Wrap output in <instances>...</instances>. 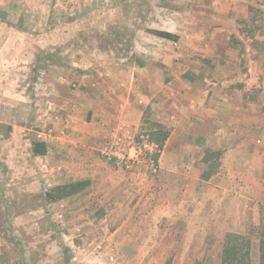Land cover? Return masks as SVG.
I'll return each instance as SVG.
<instances>
[{"label": "rangeland", "instance_id": "374dc122", "mask_svg": "<svg viewBox=\"0 0 264 264\" xmlns=\"http://www.w3.org/2000/svg\"><path fill=\"white\" fill-rule=\"evenodd\" d=\"M239 1V10H232L226 20L227 33L203 46L198 42V54L193 56L210 64L223 60L230 68H225L228 76L229 63L237 62L242 74L248 75H242L241 82L245 107L252 121L256 115L263 126L241 134L249 161L245 172L240 167L237 176L228 172L229 155L224 154L229 148H208L202 157L192 152L195 172L209 171L203 158L210 151L220 152L219 158L209 160L218 168L208 185L182 191L161 166L163 149L157 155L145 148L130 168L102 157V145L118 136L130 135L140 144L142 137H149L151 125H147L97 141L91 150L99 163L89 166L87 176L93 179L92 187L47 203L48 189L69 180L71 173L84 174L77 163H68L63 148L53 145L56 130L44 125L48 102L58 99L53 98L58 86L54 89L53 81L48 82L50 69L57 67L61 75H56V83L78 97L86 92L88 79H79L81 64L88 65L95 81L105 52L108 60L142 62L134 49L136 32L155 31L162 23L160 12L168 13L170 30L176 22L210 28L214 4L211 0H0V264H220L227 233L248 236L250 264L259 263L258 232L264 211V0ZM167 43L170 47L164 50L180 48ZM250 71L253 76L261 72V78H252ZM223 86L228 91L229 86ZM11 125L21 126L14 138ZM6 138L12 145L8 150L1 144ZM36 139L48 145L47 156L39 163L29 155V145ZM236 185L247 187L243 195L234 193Z\"/></svg>", "mask_w": 264, "mask_h": 264}, {"label": "crops", "instance_id": "0c3cea01", "mask_svg": "<svg viewBox=\"0 0 264 264\" xmlns=\"http://www.w3.org/2000/svg\"><path fill=\"white\" fill-rule=\"evenodd\" d=\"M211 1L214 4L209 13L211 19L207 18L214 23H211L213 25H210V28L184 27L176 22L174 29L170 30L165 21L169 18L168 13L160 12L163 13L162 17L159 16L162 23L157 24L155 29L176 35V41L142 30L136 32V36L139 35L134 42V49L137 56L142 58V62L119 58L108 60L106 58L109 53L105 52V59L95 69L98 74L95 81L91 80L92 70H87L88 65L81 64L79 79H88L84 90L86 92L80 93L78 97L56 83V75H61V72L56 71L57 67H53L55 71L50 69L48 82L53 81V88L58 86V90H53V98L58 99L57 102H48L50 110L44 125L56 130L58 136L53 138V145L67 152L66 156L70 159L68 163H77V168L81 169V173L84 172L82 176L71 173L69 180L58 185L87 179L91 184L83 191L86 192L93 185V179L87 177L89 166L99 163L91 150L97 141L115 136L122 129L129 131L147 125L152 128L156 124H161L170 131L163 147L161 166L169 171L166 173L167 179L175 178L178 181L176 187L180 185V190H186L189 186L196 190L199 185H208L214 175L205 180L202 175L207 170H193L197 160L192 152H195V156L201 154L202 157L205 149L223 148L225 151L229 148L224 154V157L229 155V160H226V163L230 164L228 172L231 176H237L239 167L245 172L249 161H245L242 148L246 149L247 145L245 141L240 140L241 134H247L254 128L259 131L263 126V121L258 120L256 115L252 121V113L245 107L241 82L248 75L242 74L237 62L229 63L231 75L228 76L225 74V68H230L227 67L228 64L224 65L223 60L216 58L217 61L210 64L193 56L198 54V42L203 46L207 42H214L217 36L227 33L226 20L231 16L232 10H239L240 1ZM175 14L179 15L178 11ZM167 42L175 43L180 48L175 51L164 50L170 47ZM36 47L40 49L39 45ZM151 53H154L155 57H151ZM80 54L88 57L87 52L82 50ZM217 54L220 52L217 51ZM261 67L262 65L259 66V71ZM260 73L256 71L253 76L250 71V76L260 79ZM211 83L219 87H211ZM224 84L229 86L228 91L223 88ZM216 99L219 103L213 102ZM148 120H151V123ZM11 126V138H14V133L20 131L21 126ZM123 130L121 132H125ZM61 131L65 134L60 135ZM8 139L1 140L7 150L12 148ZM33 141L29 145L30 156ZM7 150L4 152L6 157ZM46 156L33 155L30 158L39 163ZM11 160L8 158L7 161ZM190 181L196 182V185L194 182L190 184ZM232 189H235L234 193L243 195L247 187L236 185Z\"/></svg>", "mask_w": 264, "mask_h": 264}, {"label": "trees", "instance_id": "16d2710c", "mask_svg": "<svg viewBox=\"0 0 264 264\" xmlns=\"http://www.w3.org/2000/svg\"><path fill=\"white\" fill-rule=\"evenodd\" d=\"M152 34L176 41L177 36L167 31H151ZM120 35V34H119ZM126 35V34H125ZM127 36V35H126ZM149 139L157 146V155L163 149L167 141L170 131L161 124H156L148 131ZM47 144L44 141L36 140L32 142V154L34 156H44L47 154ZM219 151L206 152L203 160L209 164V171H205L202 178L208 180L212 174L217 170L218 164L216 162L210 163L213 157L219 158ZM158 157V156H157ZM156 157V161L158 158ZM89 180H77L62 185H57L48 189L45 193V200L47 203H54L63 199L74 197L85 191L90 186ZM258 250L259 263L264 264V211L260 218V226L258 232ZM251 239L246 235L237 233H227L221 245L220 264H250L251 263Z\"/></svg>", "mask_w": 264, "mask_h": 264}, {"label": "built area", "instance_id": "2783aa9c", "mask_svg": "<svg viewBox=\"0 0 264 264\" xmlns=\"http://www.w3.org/2000/svg\"><path fill=\"white\" fill-rule=\"evenodd\" d=\"M145 148L157 152V146L149 137H142V141L139 144L130 135H123V137L118 136L115 140L104 143L100 153L107 161L130 168Z\"/></svg>", "mask_w": 264, "mask_h": 264}]
</instances>
